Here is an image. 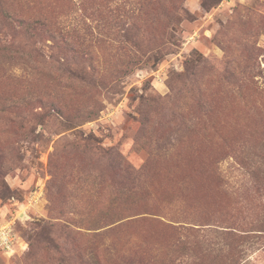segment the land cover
I'll use <instances>...</instances> for the list:
<instances>
[{
	"label": "rangeland",
	"instance_id": "obj_1",
	"mask_svg": "<svg viewBox=\"0 0 264 264\" xmlns=\"http://www.w3.org/2000/svg\"><path fill=\"white\" fill-rule=\"evenodd\" d=\"M2 225L0 264H264V0H0Z\"/></svg>",
	"mask_w": 264,
	"mask_h": 264
},
{
	"label": "built area",
	"instance_id": "obj_2",
	"mask_svg": "<svg viewBox=\"0 0 264 264\" xmlns=\"http://www.w3.org/2000/svg\"><path fill=\"white\" fill-rule=\"evenodd\" d=\"M25 245V246H23ZM26 243L20 241L9 225L0 226V249L8 256H12L26 248Z\"/></svg>",
	"mask_w": 264,
	"mask_h": 264
},
{
	"label": "trees",
	"instance_id": "obj_3",
	"mask_svg": "<svg viewBox=\"0 0 264 264\" xmlns=\"http://www.w3.org/2000/svg\"><path fill=\"white\" fill-rule=\"evenodd\" d=\"M17 20V22H19V25L22 27V28H25V27H28V26H30V27H32L33 28V30L34 29H37L38 27H36V26H31L32 24H37L36 22H38V23H44L43 21H41V20H36V21H30V20H27V19H25V18H22V19H16ZM39 27H40V24H39ZM26 29V28H25Z\"/></svg>",
	"mask_w": 264,
	"mask_h": 264
}]
</instances>
